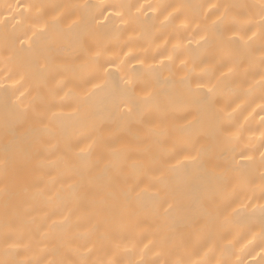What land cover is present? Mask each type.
Returning a JSON list of instances; mask_svg holds the SVG:
<instances>
[{"label":"bare ground","instance_id":"obj_1","mask_svg":"<svg viewBox=\"0 0 264 264\" xmlns=\"http://www.w3.org/2000/svg\"><path fill=\"white\" fill-rule=\"evenodd\" d=\"M0 264H264V0H0Z\"/></svg>","mask_w":264,"mask_h":264}]
</instances>
